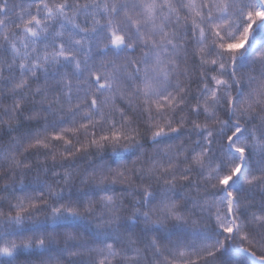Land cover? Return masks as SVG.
<instances>
[{
    "label": "snow or ice",
    "instance_id": "6c2138e0",
    "mask_svg": "<svg viewBox=\"0 0 264 264\" xmlns=\"http://www.w3.org/2000/svg\"><path fill=\"white\" fill-rule=\"evenodd\" d=\"M0 264H264V0H0Z\"/></svg>",
    "mask_w": 264,
    "mask_h": 264
},
{
    "label": "trees",
    "instance_id": "16d2710c",
    "mask_svg": "<svg viewBox=\"0 0 264 264\" xmlns=\"http://www.w3.org/2000/svg\"><path fill=\"white\" fill-rule=\"evenodd\" d=\"M231 252H232V255L234 257L239 256L240 259L249 260V258L247 256H245V255L241 254L240 252H238L237 248H235V247L231 250Z\"/></svg>",
    "mask_w": 264,
    "mask_h": 264
},
{
    "label": "water",
    "instance_id": "95a60500",
    "mask_svg": "<svg viewBox=\"0 0 264 264\" xmlns=\"http://www.w3.org/2000/svg\"><path fill=\"white\" fill-rule=\"evenodd\" d=\"M237 251L239 252V249H237ZM248 257V256H247ZM251 260V257H248Z\"/></svg>",
    "mask_w": 264,
    "mask_h": 264
}]
</instances>
